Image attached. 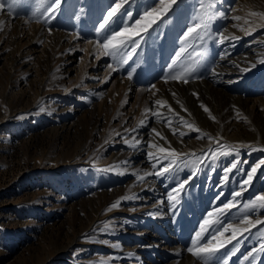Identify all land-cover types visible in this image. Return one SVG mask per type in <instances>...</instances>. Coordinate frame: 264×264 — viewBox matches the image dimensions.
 Returning a JSON list of instances; mask_svg holds the SVG:
<instances>
[{
  "label": "rangeland",
  "instance_id": "1",
  "mask_svg": "<svg viewBox=\"0 0 264 264\" xmlns=\"http://www.w3.org/2000/svg\"><path fill=\"white\" fill-rule=\"evenodd\" d=\"M42 2L0 0V264H221L227 256L228 264H264V225L241 223L245 215L264 220V210L243 209L264 193V16L252 15L264 13V0H214L216 15L205 16L207 31L199 30L203 39L187 43L184 32L199 22V0H180L147 34L143 24L133 29L144 40L124 64L96 46L123 26L116 17L97 31L112 0H62L54 13L46 11L51 0ZM153 6L156 0H131L125 8L133 15L124 24L132 28ZM239 96L249 98L243 103ZM160 147L178 154L175 171L137 179L164 166L154 169L148 155L162 157ZM233 163L238 167L225 180ZM253 167L254 181L234 197ZM184 180L190 186L173 210L168 194ZM230 202L239 207L216 213ZM206 218L232 224L236 239L228 243L230 229L213 242L224 243L217 253L190 262L179 251L193 247ZM168 234L179 238L174 246L162 243ZM149 235L151 246L140 250Z\"/></svg>",
  "mask_w": 264,
  "mask_h": 264
},
{
  "label": "snow or ice",
  "instance_id": "2",
  "mask_svg": "<svg viewBox=\"0 0 264 264\" xmlns=\"http://www.w3.org/2000/svg\"><path fill=\"white\" fill-rule=\"evenodd\" d=\"M15 2V0H13ZM131 0H112V4L109 7V10L107 11L106 17L104 18L103 23L99 24V27L97 28V31L105 30L107 26L114 22V18L119 17L121 18V24L123 25L119 30L112 32L110 35L105 36L104 42L101 43L100 41H96V46L98 51L102 52L104 55H113V56H121V59L119 63L124 64L127 63V59L124 57L130 58L132 52H135V50L140 46L141 40H144V35H141V31L136 30L133 31V29L136 26H140L143 24L142 31L144 34L148 33L149 28H151L153 25L157 24V22L163 17L166 16L173 6L178 5L180 0H156V2L159 4V7H150L148 10H146L142 15H140V18L135 20V24L130 28L127 24H124L123 18H131L133 13L127 8H125V5L130 4ZM62 3V0H51V2L48 4L46 11L50 13H54L57 11ZM41 6H43V2L41 0ZM0 7H3L2 4H0ZM215 8L214 0H207V3H205V0H199V9H200V16L198 18L199 22L194 23L192 27H188L187 30L184 32V40L185 43H187L188 39L194 38V39H203V37L200 35V29L203 28L204 31H207V25L203 23V18L205 16H208L209 19H211L212 16L216 15L215 12L212 10ZM121 9H124V11H121ZM211 13V15H210ZM219 15L223 17L225 14L223 12H220ZM252 15H261L264 16V13H252ZM234 19L239 20L240 17L236 16ZM264 27V25H262ZM195 34V36H193ZM250 34V33H249ZM218 38L223 42L224 37L223 35H219ZM129 48H131V52L129 51ZM184 51V49H181L180 52L176 53L177 60L180 58L181 53ZM177 61H173L175 64ZM264 63V60L261 61ZM109 67H112L109 65ZM115 70V69H114ZM134 71V70H133ZM192 69H187L184 72V75H188L191 73ZM132 73H129V78H131ZM170 79L177 80L182 79L184 83H187V79H184L181 75H169ZM155 88V85L152 86ZM175 95V93H173ZM197 95L198 94H195ZM157 105H161V101L157 100L155 101ZM204 110L206 112L210 111L206 106H204ZM43 111V109H41ZM146 112L149 110L146 109ZM186 111V110H185ZM153 116H160L161 114L159 112H153ZM162 119H166L161 116ZM212 119H215V117H212ZM166 123L169 127H171V120L166 119ZM181 123L186 124L187 122L184 121L181 118ZM140 125H144V120L140 121ZM191 127V125H189ZM199 131V129H196ZM131 131H135V129H132ZM152 131L156 133L157 136H160V133L153 128ZM176 129H173L174 134L176 133ZM181 135H185V133H180ZM210 139H215L213 137H209ZM216 143L219 145V141L216 140ZM152 147H157L155 144L152 145ZM228 148V153L221 152L220 154H229L232 151H237L239 147H246V145H238V146H226ZM159 152L163 153V156H156L152 152H149L148 155L150 158L154 159L156 163L153 165L154 168H156L158 165H164L163 167H159L158 171L155 173H145L143 176L138 175L139 180H143L145 176L147 175H165L169 172L175 171V165H176V157L177 153L174 149L169 152L167 149L160 147ZM215 156V154H214ZM164 161H169L166 165L164 164ZM261 164H264V161H261ZM238 165L236 163H233L230 168L225 169V180H227V173L231 172L233 169L237 168ZM109 171L112 169L109 168ZM257 171V167H253L251 169V173L248 174L247 179L243 181L241 184L240 190L236 191L233 195L234 197H240L243 194V191L246 190V187L250 184V182L253 179V174H255ZM188 180H184L180 182L176 188L172 190L168 194L169 201L172 202V208L175 210L176 204H178L180 201L177 198L179 193L184 190L185 185L188 184ZM128 197H125L124 199H127ZM219 197H217L218 199ZM120 201H117L116 203H113L110 208L108 209L111 211L114 208H117L119 206ZM233 207H239L238 204L230 202L223 205L222 208L217 209L216 213L223 214L224 210L231 209ZM243 209L247 211H255V210H264V193L258 194L254 198L250 199L248 202L243 203ZM213 213H208V217H212ZM241 223L249 224L252 226L257 225H264V220H255L253 221L249 216L245 215L241 221ZM215 226V228H213ZM210 228H213V233L210 234V238L207 240L206 243L200 244L199 248L195 247L198 242L201 240L204 233L208 232ZM231 229L232 236L229 238L228 243H231L232 239H236V232L239 230L236 227H234L232 224H228L227 226H223V222L219 219L212 220V219H204L203 223L200 225V230L196 232L195 239L192 241L193 247L188 248L189 252H192L197 257H201L202 255H212L217 253L221 248L224 247V243H219L214 245V241H217L218 236H223L224 233L228 232ZM241 231L247 232L250 231L249 228H244ZM264 247V246H262ZM233 255L235 253H232ZM249 257H245V259H248ZM230 259V256H227L225 259L221 261V264H228V260Z\"/></svg>",
  "mask_w": 264,
  "mask_h": 264
},
{
  "label": "bare ground",
  "instance_id": "3",
  "mask_svg": "<svg viewBox=\"0 0 264 264\" xmlns=\"http://www.w3.org/2000/svg\"><path fill=\"white\" fill-rule=\"evenodd\" d=\"M6 4V3H5ZM4 4V5H5ZM4 7V6H3ZM6 8V7H5ZM184 16V15H183ZM56 17V16H55ZM49 21V20H48ZM50 22V21H49ZM54 22H56V21H54ZM59 22V21H58ZM54 24V23H53ZM61 24V23H60ZM63 24V23H62ZM162 24V23H161ZM59 25V24H58ZM164 25V24H163ZM161 26V25H160ZM155 32V31H154ZM152 35V34H151ZM163 35V34H162ZM154 36V35H153ZM163 36H165V35H163ZM163 36H161L162 38H163ZM155 38V37H154ZM159 38V37H158ZM157 38V39H158ZM148 39V38H147ZM159 39H161V38H159ZM242 39V38H241ZM230 40V39H229ZM165 41H167V39L165 40ZM235 42V41H234ZM238 42V41H237ZM143 44V43H142ZM262 44V43H261ZM229 45V44H228ZM246 45V44H245ZM255 45V44H254ZM253 45V46H254ZM252 46V47H253ZM145 47V46H144ZM146 47H148V46H146ZM145 47V48H146ZM229 47V46H228ZM237 47V46H236ZM144 48V49H145ZM163 48V47H162ZM249 48V47H248ZM259 48H261V47H259ZM253 49V48H252ZM140 50V49H139ZM224 50V49H223ZM230 50V49H229ZM235 50V49H234ZM250 50V49H249ZM145 51V50H144ZM225 51V50H224ZM231 51V50H230ZM254 52V51H253ZM222 53V52H221ZM229 53H232V52H229ZM263 53V52H262ZM227 54V53H226ZM238 55V54H237ZM250 55V54H249ZM248 55V56H249ZM236 56V55H235ZM224 58V57H223ZM253 58H255V57H253ZM256 59V58H255ZM257 60V59H256ZM219 61V60H218ZM221 61H223V59L221 60ZM245 61H246V59H245ZM244 61V62H245ZM100 62V61H99ZM254 62V61H253ZM256 62V61H255ZM104 64V63H103ZM226 64V63H225ZM229 64H231L230 62H229ZM228 65V64H227ZM232 65V64H231ZM231 65H229V66H231ZM95 66V65H94ZM103 66V65H102ZM216 66V65H215ZM221 66V65H220ZM224 66V65H223ZM222 66V67H223ZM234 66V65H233ZM236 66V65H235ZM234 66V67H235ZM217 67V66H216ZM247 67V66H246ZM255 67V66H254ZM263 67L264 66H261V69H263ZM218 68V67H217ZM260 68V67H259ZM258 67H256L255 68V70L253 71V72H255V71H259L260 69H259ZM99 69V68H98ZM226 69V68H225ZM215 70V69H214ZM217 70V69H216ZM215 70V71H216ZM220 70V69H219ZM236 70V69H235ZM247 70V72H249L248 71V69H246ZM238 71V70H237ZM242 72V71H241ZM245 72V71H244ZM256 72V73H257ZM214 73V72H213ZM217 73V72H216ZM221 74V73H220ZM223 74V73H222ZM226 74V73H225ZM233 74V73H232ZM246 74V73H245ZM215 75V74H214ZM224 75V74H223ZM228 75V74H227ZM253 75V74H252ZM255 75V74H254ZM250 76V75H249ZM214 77V76H213ZM219 77V76H218ZM205 78V77H204ZM215 78V77H214ZM214 78H213V81H214ZM220 78V77H219ZM218 78V79H219ZM233 78V77H232ZM224 79H226V78H224ZM246 79V78H245ZM212 80V79H211ZM216 80V79H215ZM241 80V79H240ZM220 81V80H219ZM224 81V80H223ZM227 81V80H226ZM212 82V81H211ZM244 82V81H243ZM217 83V82H216ZM219 84H220V82H218ZM226 83H228V82H226ZM214 84H215V82H214ZM224 84V83H223ZM207 85H208V82H207ZM223 86V85H222ZM233 87V86H232ZM244 87V86H243ZM223 89V88H222ZM225 89V88H224ZM255 89V88H254ZM213 93V92H212ZM243 93L245 94V95H248L249 94V90L248 89H244V91H243ZM228 94V93H227ZM226 94V95H227ZM229 95H230V93H229ZM238 98V102H243V103H245V102H247V100H248V98H249V96H248V98H247V100L245 101V99H241V97L239 96V97H237ZM197 99V98H196ZM236 99V98H235ZM252 99V98H251ZM193 101V100H192ZM196 103V102H195ZM194 107V106H193ZM181 116V115H180ZM182 117V116H181ZM168 118V117H167ZM177 118V117H176ZM178 118H179V116H178ZM186 118V117H185ZM188 119V118H187ZM178 120V119H177ZM185 120V119H184ZM185 121H187V120H185ZM180 122V121H179ZM181 124V123H180ZM182 126V125H181ZM185 126V125H184ZM177 127V126H176ZM189 127V126H188ZM175 128V127H174ZM178 128V127H177ZM176 128V129H177ZM183 128V127H182ZM193 128V127H192ZM178 129H181V128H178ZM186 129H188V128H186ZM171 130V129H170ZM183 131V130H182ZM185 132V131H184ZM169 133V132H168ZM180 133V132H179ZM195 133V132H194ZM153 134V133H152ZM151 134V135H152ZM170 134V133H169ZM188 134V133H187ZM171 135V134H170ZM191 135V134H190ZM154 136V135H153ZM183 136V135H182ZM185 136V135H184ZM188 137H189V135H188ZM181 138V137H180ZM151 139V138H150ZM179 139V138H178ZM148 142V141H147ZM140 144V143H139ZM147 145V144H146ZM145 146V145H144ZM146 147V146H145ZM140 148H142V147H140ZM147 150V149H146ZM156 150V149H155ZM151 152V151H150ZM142 153V152H141ZM156 153H157V151H156ZM147 155V154H146ZM144 155L143 154H138V155H136V158H137V160H141V162H143V163H146V165H148L149 164V160H145V158L143 157ZM158 156V155H157ZM160 157H161V155H159ZM148 157V156H147ZM130 159V158H129ZM149 159V158H148ZM152 159V158H151ZM140 162V163H141ZM139 163V162H138ZM151 163V162H150ZM154 163V162H153ZM144 165V164H143ZM152 165V164H151ZM150 164H149V166H151ZM142 166V165H141ZM129 167V166H128ZM144 167V166H143ZM153 167V166H152ZM151 167V168H152ZM140 168V167H139ZM136 169V168H135ZM155 169V168H154ZM143 170V169H142ZM136 171V170H135ZM152 171V170H151ZM154 172V171H153ZM132 173V172H131ZM139 173V172H138ZM136 175V174H135ZM136 177H138V176H136ZM138 179V178H137ZM252 181H254V180H252ZM256 181V180H255ZM189 185V184H188ZM194 185V184H193ZM190 186V185H189ZM188 193V192H187ZM193 206V205H192ZM183 207V206H182ZM181 209V208H180ZM190 210H191V208H190ZM183 212V211H182ZM182 212H180V213H182ZM193 212V211H192ZM178 213H179V211H178ZM186 214V213H185ZM189 214V213H188ZM176 216V215H175ZM183 217V216H182ZM179 218V217H178ZM177 219V218H176ZM181 219V218H180ZM177 221V220H176ZM183 221V220H182ZM169 222V221H168ZM178 222V221H177ZM176 222V223H177ZM175 223V222H174ZM162 225V224H161ZM160 225V226H161ZM164 225L167 227V230H166V234H167V232H169V228H170V224H168V223H166V221L164 222ZM158 227V226H157ZM162 227V226H161ZM153 228V227H152ZM157 229V228H156ZM160 229V228H159ZM173 231H174V229H173ZM165 232V231H164ZM175 233V232H174ZM156 234V233H155ZM154 234V235H155ZM152 235V234H151ZM158 235V234H157ZM178 235V234H177ZM151 240H152V236H147L143 241H142V244H141V248H140V250H144L145 248L147 249L148 247H150L151 245H150V243H151ZM179 241V238L177 237V236H175V235H172V236H169V234L168 235H164V237H163V239H162V243L163 244H172L171 246H174V244L175 243H177ZM160 243V242H159ZM153 245V244H152ZM154 245H157V243L156 244H154ZM158 245H160V244H158ZM177 245V244H176ZM180 245V244H179ZM136 246V245H135ZM181 246V245H180ZM167 247V246H166ZM170 247V246H169ZM176 247V246H175ZM178 248H180V247H178ZM160 249V248H159ZM137 250V249H136ZM148 250V249H147ZM156 250H158V249H156ZM160 250H163V249H160ZM171 250H173V248L171 249ZM181 251H179L180 252V254L183 256V258L184 259H187V258H190V262H192L193 261V259L191 258V257H194L195 258V256L196 255H194L192 252H189L188 251V248H187V246H185V245H183V246H181V249H180ZM152 251V250H151ZM168 251V250H167ZM175 251V250H174ZM176 252V251H175ZM147 253V252H146ZM151 253V252H150ZM161 253V252H160ZM169 253V252H168ZM153 254V253H152ZM179 254V253H178ZM138 255H139V253H138ZM145 255V254H144ZM161 255V254H160ZM171 255V254H170ZM151 256H153V255H151ZM162 256V255H161ZM167 257V256H166ZM197 257V256H196ZM181 258V257H180ZM151 259V258H150ZM183 259V260H184ZM164 260V259H163ZM155 262V261H154ZM149 264H151V261L150 262H148ZM170 263H172V262H170ZM169 264V263H168ZM179 264H181V263H179Z\"/></svg>",
  "mask_w": 264,
  "mask_h": 264
}]
</instances>
